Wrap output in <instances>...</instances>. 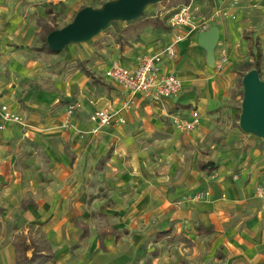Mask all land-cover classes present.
I'll list each match as a JSON object with an SVG mask.
<instances>
[{
  "label": "crops",
  "instance_id": "crops-1",
  "mask_svg": "<svg viewBox=\"0 0 264 264\" xmlns=\"http://www.w3.org/2000/svg\"><path fill=\"white\" fill-rule=\"evenodd\" d=\"M226 2L192 0L191 11L195 21L206 20L209 27L215 25L219 30L215 59L224 47L231 61L239 56L238 50L242 56L246 50L249 53L248 44L243 42V31L249 30L243 24H234L230 19L219 16V10H226L229 15L234 13ZM208 6L211 10L206 11ZM172 10L157 14L164 19ZM29 12L33 10L27 6L0 7L1 16L12 14L16 17L15 21L9 19L1 27L4 30H26L29 24L23 16ZM165 24L168 29L151 26L144 29L149 36L147 45L142 47V51L127 49L132 55L129 62L119 59L118 55L107 61L102 67V81L109 84L106 89L108 99L102 93L90 98L89 111H81L78 119L72 118L71 128H63L62 124L60 127L57 115L51 110L56 109V104L65 97L73 96L78 84L75 86L72 81L55 79L53 86L47 87L43 76L45 65L39 59L44 54V46H38L33 51L35 54H31L34 58L36 55L37 60L29 58L27 52L25 55L19 53L20 48H13L16 53L12 57L0 55V107L7 106L24 120L20 124L3 121L0 117V212L3 207L16 205L17 201V205L26 209V214L43 216L38 220L31 217L28 221L63 223L68 229L75 227L76 231L80 230L79 233L74 232L76 241L61 236L47 239L52 246L54 261L61 255L68 260L72 257L73 245L89 241L88 248H82V252L73 251L83 256L82 264H87L90 256V264H94V258L98 256L95 251L99 247L112 255L113 259L108 264H121L124 249L120 245L124 244L126 236L131 237L128 227L132 225L139 229V225L144 223L157 228L154 242L164 238L172 241L174 230L180 231L181 228L189 231L188 238L198 239L202 245L212 239L213 244L218 243L220 251L217 264H264V139L252 135L244 136L242 141V134L225 124L224 132L215 133L221 135V143L232 144L228 145L229 159L225 157L228 147L222 148L225 151L213 148L209 156L194 150L198 158L193 165L195 172L189 175L188 171H181L186 166V159L181 157L186 156V152L181 150V137L187 143L197 145L216 126L205 117L207 109L212 106L208 87L212 75L206 65V52L198 45L196 30L178 42L173 59L166 58L162 63L165 72L174 73L182 82V89L176 97L152 101L138 93L128 108H124L123 123L114 118L110 124L97 128V124L89 119L95 109L107 107L115 111L128 98L120 85L105 76L108 66L117 61L134 67L140 53L160 50L173 36L167 20ZM235 41L241 49H237ZM1 44L0 40V51H8L3 50ZM84 74L95 86L87 82L90 89L96 90L103 84L93 72ZM79 95L81 93L76 96ZM194 110L199 115L198 125L185 135L169 123L175 117H191ZM79 131L88 134H79ZM159 148V154L153 157L152 162L147 157L149 151ZM206 158L215 162L211 170H203ZM158 159H164V164H158ZM233 168L238 169V178L232 177ZM212 173L217 177L211 178ZM189 177L192 180L188 181ZM182 185L185 188L197 187L196 192L207 190L209 196L198 203L185 202L180 213L171 211L170 201L176 192L181 191ZM168 190L170 193L167 194ZM99 192L102 194L97 195ZM137 192L143 194L137 197ZM144 192H149V198H143ZM104 193H107V199L102 198ZM90 195H97L89 202L90 205H98L100 213L107 214L116 222L111 228L101 229L97 235L92 234L85 220L79 221L88 228V235L81 239L82 228L76 225L75 220L80 212L85 215L84 208ZM130 196L136 200L132 201ZM136 207L140 210L137 211ZM43 208L48 209L47 214ZM115 214L117 218L109 217ZM180 217L181 222H177ZM120 221L125 223L124 226L118 225ZM197 224L212 228V232H197ZM111 230H115L119 237L116 238ZM164 230L171 231L156 239L157 232ZM103 231L109 232L102 235ZM133 237L141 238V233ZM14 243L5 246L11 264H15ZM200 248L197 247V252Z\"/></svg>",
  "mask_w": 264,
  "mask_h": 264
},
{
  "label": "rangeland",
  "instance_id": "rangeland-1",
  "mask_svg": "<svg viewBox=\"0 0 264 264\" xmlns=\"http://www.w3.org/2000/svg\"><path fill=\"white\" fill-rule=\"evenodd\" d=\"M108 1L111 0H0V7L2 8L12 9L14 6H27V8L33 10L32 13L29 12L28 15L23 16V19L29 24V27L26 30L24 28L21 31L16 30V28L13 30H4L1 27L3 26V23L7 22L9 19L15 21L16 17L12 16V14L7 17L5 15H0L1 45L3 50H8L0 51V55H9L12 57L16 53V50L13 48H20V51H18L19 53L25 55L27 52V54H30L29 58H34L32 57V55L35 54L33 51H36L35 49H37L38 46H44V54H41L42 56H40L39 59H41L45 65L43 76L46 79L47 87L53 86L52 84L56 81L55 79H60L62 81H72L76 83L75 86L78 84L73 96L67 97V99L65 97V100L62 99L56 104V109L52 108L51 110L52 114L57 115L56 118L60 121V127L63 126V128H71L70 126H73L72 118L78 119L79 113L81 111H89L90 108H88L87 105L90 103V98H94V96L102 93L104 98L108 99L109 96L106 94V89L109 88V84L105 81H102V67L110 58H113L114 55H118L119 59L127 63L129 60H132V55L128 54V51H126L127 49L137 48V50L142 51V47H146L147 45L146 42L148 41L149 36L144 32V29L150 26L127 29L126 26L130 21L115 19L109 23L106 29L100 31L97 35L89 40L70 43L59 52H50L47 50L43 40L45 28L47 26L61 28L72 21L75 14L81 7L83 8L90 6L99 8ZM168 1L169 3H173L175 0ZM226 4L227 6L233 8L234 13L229 15L226 13V10H219L217 12L219 16L230 19L234 24H243L247 26V30H249L252 38H256L258 40L262 51L259 75L260 78L264 80V0H227ZM207 5H209V3ZM161 6H164V9ZM141 7L142 6L139 7L138 12L140 11ZM175 7L176 6L168 8V5H166L165 2H148L144 4L141 12L134 19H132L131 22L142 19L145 16L159 15L157 13L164 12L168 9L172 10ZM207 10L209 11L211 8L208 6L206 8V11ZM203 21H205L206 25L209 27V22L206 20ZM195 30L196 32L202 31L200 29ZM243 42L248 44V40L246 39H244ZM235 44L237 49L242 48L238 44V41H235ZM219 53L212 65L206 62V65L208 66L212 75V78L209 80L208 87L211 98L210 104L213 107L211 106L209 109H207L205 117L208 118V120H211L216 126L209 130L205 140H203L201 143H198L197 145H194L191 142L187 143L183 137H181V150L186 152V156H181L186 159V166L184 169L181 168V171H188L189 175L190 173L193 174V172L196 170L193 165L195 164V161L198 160V158L195 156L194 150H197L203 155L208 156L210 155V151L213 148H217L219 151L226 150L225 157L229 159L230 147L228 145L232 144L221 143V135L215 133L217 131H221V133L224 132L223 125L227 124L229 128L231 127L238 133L242 134V141L245 140L244 136L248 137L253 135L242 131L238 123L243 97L242 75L244 74L246 64L251 63L252 58L247 50L244 52L243 56L238 50L237 53L239 56H235L234 60L232 59L233 61H230L227 51L224 47H222ZM140 55L141 53L138 55V57ZM34 59H38L36 55ZM83 67H86L89 71L93 72L94 76H96L95 78L98 79V81L103 82V84L96 87V90L90 89L89 85L93 86L91 84V78H87L83 73ZM87 82L89 83L88 86L86 85L88 84ZM78 93H81L79 97L76 96ZM73 104H77V106H75L72 116L67 117L66 109L69 105ZM128 105L129 103L126 106H118L114 111L116 114L115 117L119 120V123L124 122V117L122 114L124 113V108H128ZM16 115L18 116L19 120L12 122L20 124L23 123V118L18 114ZM189 118L190 117L187 116L180 117L182 120H187ZM66 119L69 122H65ZM172 120L173 121H169V123L174 125L175 129L180 132V129L177 128L174 123V119ZM219 125L221 127H219ZM78 133H82L84 135L88 134L86 131H79ZM186 133V131H181V134L183 135ZM212 136L213 138H211ZM222 148L227 149L222 150ZM160 149L161 148L152 149L149 151V155L147 157H149V159L154 162L153 157L158 156ZM163 162L164 159L157 160L158 164H164ZM204 164L206 167L213 168L215 166V162L213 160L208 161L207 158L206 161H204ZM231 174L233 178H238V169L233 168ZM216 177L217 175L212 173L211 178ZM189 180L192 179L189 177L188 181ZM197 190V187L191 186L185 188V186L182 185L181 191L176 192L174 194V199L170 201V203H172V207L170 206L171 211L176 210L177 213H180L179 211L185 202L192 201L198 203L199 201L203 200L193 199V196L197 193ZM203 192L209 194V191L207 190H203ZM166 193H170V190L166 191ZM100 194L102 193H97V195ZM131 194L134 195L132 192ZM139 194L142 195L143 192H137L136 196L139 197ZM97 195H90L88 204L84 208L85 215L81 212L77 214L75 222H81L85 220L92 234L96 233L99 235L101 229L111 228L112 223H115L116 221L108 218L107 214L100 213L98 211L100 209L98 205H90L89 202L92 201V199ZM102 198L107 199V193H104ZM130 198L132 201L135 199L133 196H130ZM143 198H149V192H144ZM205 198H207V196ZM15 204L16 205L10 206L8 208L3 207V210L0 212V218H2V222L0 223V264H11L9 262L10 254H7V251H5V246L7 243L13 244L16 242L18 237L21 235L34 238L41 237L48 240L49 238L55 236H61V238L64 237L65 239L76 241V234L74 233L76 231L75 227L70 228V230L63 223H37L35 221H28V219L31 217L38 220L43 216H38L34 213L30 215L26 214V209H23L21 205H17V201H15ZM147 204L148 201L146 200V205ZM136 210L139 211L140 208L136 207ZM43 212L47 214L48 209L43 208ZM116 216L117 214L109 217L117 218ZM177 220V222H181L182 218L180 217ZM124 224V222H118L119 226H124ZM156 229V227H152L150 224L147 226L144 223L139 225V229L138 227H133L132 225L129 226L128 230L131 237L126 236V239L123 240L124 244L120 245L124 249V251H122L124 252V257L122 258L123 262L121 264L219 263L218 257L220 255L218 254L220 251L218 243L213 244L212 239H208L204 245H202L200 242H198V239L193 240L190 239V237L188 238L187 235L189 234V231L181 228L180 231L174 230L175 233L172 241H168L166 238H164L158 242H154L153 237ZM76 232L79 233L81 231L77 229ZM136 233H141V238L137 237L135 239L133 235ZM88 245L89 241L81 243L79 241L72 246V257H69L70 260L65 259V256L61 255L57 261L52 259L45 264H58L59 262L62 264H82L83 258L81 257L83 256L79 254L76 255L73 251H78V253H80L83 251L82 248H88ZM199 246L201 248L197 252V247ZM95 253H97L98 256L97 258H94V264H108L109 260L113 259L112 255L105 253V250L101 247H99V249L97 248ZM91 259V256L88 257L86 263L90 264Z\"/></svg>",
  "mask_w": 264,
  "mask_h": 264
},
{
  "label": "built area",
  "instance_id": "built-area-1",
  "mask_svg": "<svg viewBox=\"0 0 264 264\" xmlns=\"http://www.w3.org/2000/svg\"><path fill=\"white\" fill-rule=\"evenodd\" d=\"M192 0L189 4L179 5L169 13L167 23L172 31V39L156 52H144L137 58L134 67H127L120 62L113 61L105 70V76L120 85L128 94V98L123 103L126 106L136 94L142 93L149 100L158 101L162 98L176 97L181 89L182 82L174 74L163 70L164 59H173L176 55V45L189 32L200 29L206 30L208 26L205 21H195L191 11ZM77 104L69 105L66 109V116H72ZM116 114L111 109L104 107L95 109L89 119L97 124V128L106 126L116 118ZM0 117L3 121H18V116L9 110L7 106L0 107ZM199 115L192 112L191 117L182 120L174 118V123L180 131L189 132L198 125ZM65 122H69L67 119ZM208 194L201 191L194 194L193 199H204Z\"/></svg>",
  "mask_w": 264,
  "mask_h": 264
},
{
  "label": "water",
  "instance_id": "water-1",
  "mask_svg": "<svg viewBox=\"0 0 264 264\" xmlns=\"http://www.w3.org/2000/svg\"><path fill=\"white\" fill-rule=\"evenodd\" d=\"M153 1L163 0H111L99 8L83 7L71 22L47 34V46L51 51L59 52L70 43L89 40L106 29L112 20L131 21L144 4ZM218 38L219 30L215 25L197 34L198 45L205 50L206 62L210 65L215 61L214 49ZM242 85L239 127L245 133L264 139V80L256 69H251L242 77Z\"/></svg>",
  "mask_w": 264,
  "mask_h": 264
},
{
  "label": "trees",
  "instance_id": "trees-1",
  "mask_svg": "<svg viewBox=\"0 0 264 264\" xmlns=\"http://www.w3.org/2000/svg\"><path fill=\"white\" fill-rule=\"evenodd\" d=\"M162 2H165L166 5L169 7L172 6H179V5H186L189 4L190 0H175L173 3H169L168 0H163ZM161 2V3H162ZM175 7V8H176ZM82 8V7H81ZM80 8V9H81ZM79 9V10H80ZM168 15H166L165 20L167 19ZM165 20L160 18L159 15L155 16H145L142 19H139L137 21L133 22H128L127 24V29H135V28H141L144 26H151V27H160L162 29H168V27L165 24ZM56 29V27L52 26H47L45 28V35L43 37L44 40V45L47 48L48 51H51L46 43V36L49 32L52 30ZM243 37L244 39L248 40V48H249V53L252 58V62L246 64L245 69H244V74L248 72L251 69H256L258 73L260 74V64H261V59H262V51L261 47L258 43V40L256 38H252L251 34L248 31H243ZM82 71L88 75L90 74V71L86 68L83 67ZM242 75V77L244 76ZM243 96V93H242ZM211 170V167H206L203 170ZM210 172V171H209ZM76 225L80 228H82V233L80 238H84L88 235V228L86 224L83 223H76ZM195 230L197 232H203V233H211L212 228H206L202 224H197L195 226ZM127 230H124V232ZM171 230H164V231H159L156 234V239L162 238L164 235L168 234ZM109 231H103L102 235L107 234ZM113 234H115V237L118 238L119 235L115 230H111ZM14 252H15V264H45L46 262L52 260L54 258V253L52 251V246L51 243L41 237H27L25 235H21L18 237V240L14 243Z\"/></svg>",
  "mask_w": 264,
  "mask_h": 264
}]
</instances>
